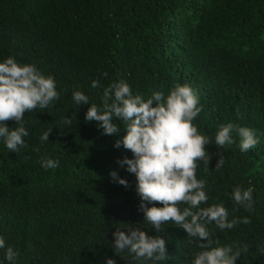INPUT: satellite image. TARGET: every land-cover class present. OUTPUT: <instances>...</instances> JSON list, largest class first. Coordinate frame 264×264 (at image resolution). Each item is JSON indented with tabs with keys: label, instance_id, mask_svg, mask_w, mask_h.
Instances as JSON below:
<instances>
[{
	"label": "trees",
	"instance_id": "trees-1",
	"mask_svg": "<svg viewBox=\"0 0 264 264\" xmlns=\"http://www.w3.org/2000/svg\"><path fill=\"white\" fill-rule=\"evenodd\" d=\"M10 56L51 75L60 98L24 114L29 135L19 153L0 139V264H10L8 247L20 253L15 264H140L113 247L121 224L166 240L169 259L159 264H192L196 238L172 223L158 233L139 211L135 175L117 163L133 154L114 147L126 135L123 123L114 117L119 132L104 135L98 122L85 121L90 104L74 105L73 91L100 105L103 89L118 79L145 99L175 84L197 92L203 111L194 123L212 140L209 170L203 162L197 169L210 197L201 207L223 203L230 220H251L231 230L207 227L222 244L248 246L236 264H264V0H0V62ZM230 122L254 129L257 146L241 153L233 132L235 143L218 148L215 134ZM44 156L60 166L44 169ZM237 186L253 188L252 212L231 199Z\"/></svg>",
	"mask_w": 264,
	"mask_h": 264
},
{
	"label": "clouds",
	"instance_id": "clouds-1",
	"mask_svg": "<svg viewBox=\"0 0 264 264\" xmlns=\"http://www.w3.org/2000/svg\"><path fill=\"white\" fill-rule=\"evenodd\" d=\"M92 87H99V82L93 81ZM59 98L54 78L43 75L35 65L19 63L11 56L0 62V139L9 152L19 153L27 147L24 138L29 132L24 126V114L47 109ZM72 98L76 106L90 104L85 121L98 122L104 135L119 132L112 122L114 117L123 123L126 135L116 141L114 147L119 148L122 144L133 154L132 159L125 158L117 163L122 167L127 165V171L135 175V190L141 201L139 211L145 222L158 233L164 232L162 225L172 223L182 228L189 238H196L195 246L200 251L195 254L192 264H236L241 254L249 251L247 245L222 244L213 238L207 227L214 223L220 230H231L240 223L250 224L251 220L236 216L230 220L223 203L201 207L210 197L206 190L208 181L197 178V169L203 162L206 171L209 170L212 157L206 149L212 140L194 123L203 111L194 89L187 84H175L167 94L155 91L145 99L141 94H133L124 79H118L103 89L100 105L90 103L89 97L81 91H73ZM236 116L243 119L239 111ZM8 121H14L16 127L9 129ZM62 123L71 126L72 119L64 117ZM51 131L52 128L44 131L40 141H48ZM233 132L239 137L241 153L254 149L259 143L254 129L230 122L219 126L215 145L224 148L235 143ZM40 163L46 170L60 166L59 160L47 156L42 157ZM224 163L220 155L214 170H220ZM109 175L125 188L129 186L115 171ZM252 193L251 187L245 190L237 186L231 192V199L245 211L252 212ZM156 204L162 206L156 207ZM121 225L123 227H115L112 233L116 252L127 250L132 260L140 264L149 261L159 264L169 259L165 239L159 235L149 236L140 230V226ZM122 228H127V232L121 231ZM4 247L5 240L0 237V248ZM19 255L18 251L8 247L5 258L15 264ZM106 264H115V261L108 259Z\"/></svg>",
	"mask_w": 264,
	"mask_h": 264
}]
</instances>
